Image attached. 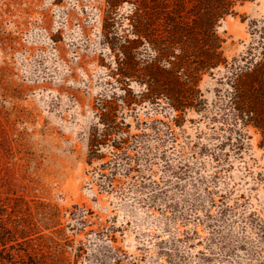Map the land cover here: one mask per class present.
I'll list each match as a JSON object with an SVG mask.
<instances>
[{
    "label": "rangeland",
    "instance_id": "374dc122",
    "mask_svg": "<svg viewBox=\"0 0 264 264\" xmlns=\"http://www.w3.org/2000/svg\"><path fill=\"white\" fill-rule=\"evenodd\" d=\"M106 6L0 0V207L27 228L0 243V264L34 250L46 264H264L260 131L221 118L218 71L200 81L202 113L128 86ZM128 11L109 16L118 35ZM256 20L264 0L220 22L229 62Z\"/></svg>",
    "mask_w": 264,
    "mask_h": 264
},
{
    "label": "trees",
    "instance_id": "16d2710c",
    "mask_svg": "<svg viewBox=\"0 0 264 264\" xmlns=\"http://www.w3.org/2000/svg\"><path fill=\"white\" fill-rule=\"evenodd\" d=\"M248 1L253 0H106L105 41L116 54L126 84L144 86L152 102L164 97L179 115L206 111L200 81L222 73L220 83L226 88L217 90L214 107L223 112L224 121L233 122L240 136L239 129L250 125L260 131L264 147V20L252 22L253 41L232 62L225 54L227 41L218 33L220 22ZM125 4L127 26L118 35L109 16L118 15ZM6 211L0 207V243L20 244L16 236L27 228L21 229ZM27 256L21 264H46L48 257L35 250ZM62 261L67 258L62 256Z\"/></svg>",
    "mask_w": 264,
    "mask_h": 264
}]
</instances>
